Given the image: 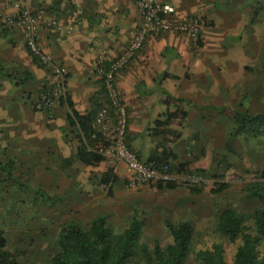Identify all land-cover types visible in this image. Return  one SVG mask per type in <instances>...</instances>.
Returning <instances> with one entry per match:
<instances>
[{
  "label": "rangeland",
  "instance_id": "374dc122",
  "mask_svg": "<svg viewBox=\"0 0 264 264\" xmlns=\"http://www.w3.org/2000/svg\"><path fill=\"white\" fill-rule=\"evenodd\" d=\"M17 2L22 9L32 13L46 9L44 0H39L36 11L31 6L30 0H0V25L4 27L3 30L14 25L20 26L18 19L14 18L19 11L15 6ZM246 2H252L256 7L253 8L255 10L253 20L248 19L244 23L242 38L240 41L237 40L236 45L226 44V50L230 54L227 58L242 54V60L239 59L237 65H233L234 69L247 71L242 83L244 91L242 101L246 103L247 109L250 108L247 107L250 106L248 104H252L253 110H261L264 108V0H246ZM251 29L254 33H251ZM252 35L256 39L253 44ZM0 44L3 42L0 41ZM195 51L199 52V47H196ZM101 58L96 61L97 75L94 76L99 78L95 80L99 92H96L93 99L101 103L100 111L103 109L109 111L106 121L103 125L100 124V128L114 144L117 114L110 103V97L100 74L101 66H106L105 60L103 62ZM134 59L115 73L113 83L118 104L126 111L127 144L129 146L132 143L134 152L146 160L158 142L151 134L154 121L165 116L169 108L164 104L165 96L160 92L140 97L131 104L125 101L126 95L121 91L119 82L124 79L123 72ZM113 61L116 60L110 62ZM226 61L227 59L224 61L225 65ZM49 71L51 72L50 69ZM53 80L51 72L47 88L52 86ZM132 80L146 82L144 78L138 76ZM148 80L151 83L149 78ZM150 85L153 87L155 84ZM162 86L168 90L170 83L162 81ZM254 94L259 97L258 104L252 99ZM34 108L36 110V102ZM214 110L223 112L224 108ZM189 111L192 112L190 107ZM220 120L221 123L213 116L201 118L192 113L185 120L180 127L183 133L181 139L172 143L171 147L179 156L178 162L194 163L197 168L205 172L195 174L199 178L197 182H192L188 174L174 172L170 174L171 180L168 181L173 184L171 187L166 186L167 181L132 185L126 164L114 155L109 159L119 162L115 171L119 180L112 186L111 192L109 189L97 186L100 177L106 171L105 163L91 167L74 162L70 179L74 178L77 181L76 186L83 190L80 194L70 192L69 184L68 189L66 187L49 189L44 187L47 174L44 165H36L34 169L33 161L32 164L26 163L24 166L19 162V157L18 159L11 157L5 164L12 162V175L17 176L19 180L15 183L7 176L5 182L0 181V227L6 232L8 249L21 264H54L52 255L58 234L69 221H75L88 228L92 219L104 214L107 215L112 228L121 232L128 226L130 219L138 215L144 220L142 243L148 244L151 248L157 241L162 246L172 242V237L166 228V220L190 221L195 227V236L191 253L185 264H201L196 258V252L211 248L216 242L225 244L229 264H232L239 242L230 243L217 230L218 215L227 205H232L240 214L248 217L260 206L256 200L247 196L245 189L253 183L263 182L261 174L264 170V140L247 137L236 139L232 143L235 153L229 152L226 150V141L234 124L227 118ZM212 181H224L227 186L219 194L191 192L192 186L201 187ZM84 194L87 199L82 197ZM44 196L48 199L45 200ZM130 264H145V262L139 257Z\"/></svg>",
  "mask_w": 264,
  "mask_h": 264
},
{
  "label": "crops",
  "instance_id": "0c3cea01",
  "mask_svg": "<svg viewBox=\"0 0 264 264\" xmlns=\"http://www.w3.org/2000/svg\"><path fill=\"white\" fill-rule=\"evenodd\" d=\"M30 1L36 11L39 0ZM159 1L173 4L179 17L193 15L201 20L200 51H195L194 41L185 35L166 33L149 36L123 72L124 79L119 82L121 91L126 95L125 101L131 104L140 98L137 87L145 81L132 79L137 76L144 78L145 83L152 86L150 84H155L154 79L167 71L171 75L165 80L170 83L168 91L187 100L189 116L192 113L201 118L213 116L220 123L221 118L232 122V111L239 103H243L244 107L246 104L242 101V83L247 71L234 69L233 65L242 60V54L239 56L235 52L236 55L227 58L230 54L226 44L236 45L237 40H241L243 25L248 19L253 20V8L256 7L246 0ZM44 7L39 26V45L67 67V91L75 109L80 114H87L93 104L98 103L93 99L99 92L95 81L99 78L94 77L97 75L96 61L103 56L108 65L125 52L140 23L138 2L44 0ZM247 28L250 29L249 26ZM3 29L0 25V41L3 42L0 44V69L17 74V77L0 74V161L5 163L11 157H19L24 166L34 162L32 165L36 169V165H44L47 172L45 188L68 189L69 184L70 192L80 194L83 190L76 186L74 178L70 179V172L74 162L86 164L76 159L79 143L71 140V126L66 122L70 109L67 104H56L53 116L49 118L35 110L34 104L46 90L51 72L34 62L21 26ZM251 31L254 33V30ZM255 40L252 35V44ZM252 99L258 104V95H252ZM248 105L251 110L252 104ZM221 108H224L223 112L214 110ZM262 110L264 108L251 111ZM100 179L98 187H102ZM82 197L87 199L86 194Z\"/></svg>",
  "mask_w": 264,
  "mask_h": 264
},
{
  "label": "trees",
  "instance_id": "16d2710c",
  "mask_svg": "<svg viewBox=\"0 0 264 264\" xmlns=\"http://www.w3.org/2000/svg\"><path fill=\"white\" fill-rule=\"evenodd\" d=\"M33 59L35 63H38L36 58L33 57ZM0 74L15 79L17 77V74H10L2 68ZM169 77H171L170 73L165 71L154 79L153 87L145 82H141L137 87L140 97L160 92L165 96L164 104L169 108L165 116L154 121L151 129L152 136L158 140L157 145L150 151L146 160L137 154L143 161L154 163L157 167L162 168L168 165L170 174L174 172L188 175L202 174L205 171L197 168L194 163L178 162L179 156L171 147L172 143L181 139L183 133L180 127L188 118L189 112L186 108V99L176 97L163 88L162 81ZM48 90L49 88H46L43 92ZM64 103L70 109L66 119L67 124L71 126L70 138L79 143L76 159L86 165L105 163L106 171L100 179V184L103 188H109L111 192L112 185L119 180L115 172L118 161L109 159L98 149L100 146L105 149L110 144L100 125L97 124V117L102 108L101 103L93 104L92 109L84 115L75 109L69 91L66 92V99L62 104ZM232 121L234 127L226 141V150L229 152L235 153L232 143L236 139L247 137L264 140V110L253 112L245 108L243 103H239L233 111ZM129 147L132 148V145L129 144ZM132 150L134 151L133 148ZM11 168L12 162L5 164L0 161L1 182H5L7 176L15 183L19 180L17 176L12 175ZM261 178L263 182L253 183L245 189L247 196L260 204L252 214L245 217L232 205H227L218 215L217 230L230 243L239 242L232 264H264V170ZM166 186L171 187L173 184L168 182ZM226 186L224 181H212L201 187L192 186L191 192L219 194ZM166 228L172 237V242L162 246L157 241L151 248L148 244L142 243L144 220L138 215H134L128 226L121 232L112 228L107 215L104 214L92 219L88 228L75 221H69L58 234L52 260L54 264H130L140 257L145 264H185L192 250L195 236L194 225L190 221L166 220ZM196 258L201 264H229L227 248L222 242L214 243L211 248L198 250ZM0 264H21L8 249L6 232L1 227Z\"/></svg>",
  "mask_w": 264,
  "mask_h": 264
},
{
  "label": "built area",
  "instance_id": "2783aa9c",
  "mask_svg": "<svg viewBox=\"0 0 264 264\" xmlns=\"http://www.w3.org/2000/svg\"><path fill=\"white\" fill-rule=\"evenodd\" d=\"M137 2L140 8V23L133 35L131 43L116 61L110 62L109 65L101 66L100 69V74L117 114V130L115 143L110 142L107 148L102 149L100 146L98 149L106 157L109 158L115 155L126 164L127 170L132 178V185H145L171 180L168 171L169 166L165 165L160 168L154 163H147L128 146L126 141V111L120 107L118 99H116L113 83L114 75L135 57L143 48L149 36H159L166 33L185 35L194 41L195 47H199L202 24L197 16L189 15L179 17L176 7L169 2L159 0H137ZM15 6L19 11L14 15V18L18 19V24L26 34L28 51L37 59L41 66L50 69L53 75L54 80L52 86H50L47 92L41 93L36 101V110L44 113L49 118L53 116V107L66 99L69 71L66 66L59 63L51 54L43 51L39 45V26L43 11L32 13L29 10L22 9L18 2ZM101 57L102 61L105 60L103 56ZM108 113L109 111L107 109L101 110L97 117V124L103 125ZM188 176L192 182L199 180L195 174Z\"/></svg>",
  "mask_w": 264,
  "mask_h": 264
}]
</instances>
